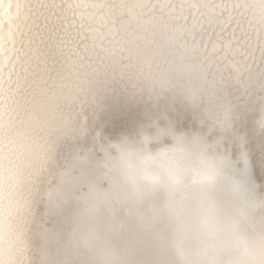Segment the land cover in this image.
<instances>
[{
	"label": "bare ground",
	"instance_id": "6f19581e",
	"mask_svg": "<svg viewBox=\"0 0 264 264\" xmlns=\"http://www.w3.org/2000/svg\"><path fill=\"white\" fill-rule=\"evenodd\" d=\"M181 2L0 0V210L7 140L19 159L10 179L32 193L23 225L28 264H188L192 250L160 222L157 202L140 186L157 183L150 166L139 182L133 173L119 178L122 159L142 147L144 134L164 147V159H195L200 185L229 179L214 159L227 158L232 175L264 198V59L247 73L213 78L186 59L128 43L148 35L137 25L151 30L159 6ZM110 4L157 8L97 7ZM239 30L233 20L220 35L227 43ZM102 49L111 55L97 56ZM87 185L107 198L84 216L79 197ZM213 194L227 200L223 188Z\"/></svg>",
	"mask_w": 264,
	"mask_h": 264
},
{
	"label": "clouds",
	"instance_id": "9594fccd",
	"mask_svg": "<svg viewBox=\"0 0 264 264\" xmlns=\"http://www.w3.org/2000/svg\"><path fill=\"white\" fill-rule=\"evenodd\" d=\"M97 7L121 11L146 8L152 12L157 5L110 4ZM159 7L162 15L155 22L149 21L151 30L144 26L142 20L137 25L141 33L148 32V35H137L128 41L136 49H150V52L170 58L186 59L200 73L213 78L232 72L237 75L247 73L255 68L257 61L264 59V0H230L226 3L184 0ZM176 9L179 11H174ZM189 17L193 18L190 25L185 23ZM233 20L240 25L239 34L233 32L225 43L220 33ZM196 33L200 34L199 39ZM96 55L105 57L111 54L102 49ZM258 131H264V119ZM154 139L148 134L141 137L142 147L138 151H130L122 159L119 178L123 180L125 175L133 173L139 182L145 165L150 166L148 170L158 178L157 183L140 186L157 202L160 222L169 228L175 227L184 237L185 247L192 250L188 264H264V217L257 219L259 211L264 209V198H258L238 175H232L227 158L214 159H217L222 173L230 178L225 179L222 175L210 188L200 185L197 182L198 162L195 159L172 161L162 158L164 147L153 143ZM3 161L0 264H28L23 225L31 218L32 193L21 180L13 182L10 179V168L16 166L19 159L13 158L7 140ZM87 188L79 197L84 216L98 212L101 202L107 198L98 186L87 185ZM216 188L227 192L226 201L214 196ZM35 194L39 195L38 189Z\"/></svg>",
	"mask_w": 264,
	"mask_h": 264
}]
</instances>
